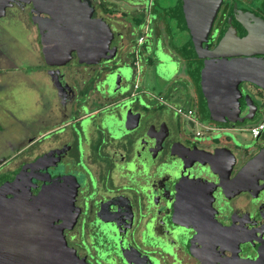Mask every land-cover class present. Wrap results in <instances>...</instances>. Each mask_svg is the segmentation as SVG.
Returning a JSON list of instances; mask_svg holds the SVG:
<instances>
[{
	"label": "flooded vegetation",
	"instance_id": "obj_1",
	"mask_svg": "<svg viewBox=\"0 0 264 264\" xmlns=\"http://www.w3.org/2000/svg\"><path fill=\"white\" fill-rule=\"evenodd\" d=\"M86 18L110 33L95 63L68 49L99 53ZM208 24L204 55L264 39V0H0V264H264V128L243 117L264 90L212 116L191 43Z\"/></svg>",
	"mask_w": 264,
	"mask_h": 264
},
{
	"label": "water",
	"instance_id": "obj_2",
	"mask_svg": "<svg viewBox=\"0 0 264 264\" xmlns=\"http://www.w3.org/2000/svg\"><path fill=\"white\" fill-rule=\"evenodd\" d=\"M87 20V18H86ZM88 24L92 23L93 26V49L99 51V53L85 54L86 51V40L84 35L78 37L74 45H70L68 49H74L78 51V57L81 62H97L103 58L102 50L107 48L108 41L105 37L101 38V34H110L108 27L100 21L87 20ZM86 23L82 24H71L70 27L72 36L75 33L79 34L83 32L82 28L85 29ZM202 31L199 30L198 37H194L191 42L199 57L208 58V62L205 61V65L202 69V85L204 87L205 96L207 99V105L210 113L215 118L222 120L227 118L229 120H238L240 113L239 99L242 97L239 91V84L251 83L264 90V60L260 58H254L252 55L260 53L259 51H245L253 46L254 44L259 45L258 47L264 46V39L262 36H254L248 40H241L235 44V47L228 45L226 42H221L212 51H208L207 54L201 53V44L206 41L205 35L208 30L209 24L206 25ZM107 35V36H108ZM99 36V38H97ZM258 38L259 41H255ZM259 42V43H258ZM262 44V45H261ZM233 47L239 51L237 52H223L222 50ZM201 53V54H200ZM216 58V62H212ZM219 90H222L219 92ZM227 90L229 95H225L224 91ZM224 98V99H223ZM231 98V99H230ZM221 114V115H220ZM129 247H127L128 249ZM156 248L160 253L164 252L163 246L156 245ZM139 255V254H138ZM241 264V263H237Z\"/></svg>",
	"mask_w": 264,
	"mask_h": 264
},
{
	"label": "rangeland",
	"instance_id": "obj_3",
	"mask_svg": "<svg viewBox=\"0 0 264 264\" xmlns=\"http://www.w3.org/2000/svg\"><path fill=\"white\" fill-rule=\"evenodd\" d=\"M174 43L176 44V42H174ZM18 57H19V54H16V53H13L12 54V59H13L12 61L14 62L13 63L14 65L17 63L14 60H16ZM179 67H180L178 69L179 71L178 70H175V64H172L170 70H168V71H173L174 70L175 74L173 75V77H176L177 74L181 70V65ZM142 71L144 73H143V75L140 73V75H141V82L144 85V87H146V89L148 91L151 90L155 94H159V93H161V94H164L165 93L166 94L164 85H162V83L158 79L160 77V75H158V74H157V76L155 75L156 76V80H157L156 81V84H155L154 74H153V71L150 69V66H148L147 69L142 70ZM19 97H20V95H19ZM173 104L176 105V106H180V107L181 106L188 107V104L180 103V101H176ZM8 105L13 108L14 114L19 119L21 117V114H22V111H21L22 106L20 104V99L18 97L17 98L14 97L13 99H11L9 101ZM253 116L254 115L252 113H248L246 116H243V117H245V119H247V122H250L251 125L252 124L253 125H256V124H258L261 121L260 114L257 115V116H255V117H253ZM13 121H14V119H13Z\"/></svg>",
	"mask_w": 264,
	"mask_h": 264
},
{
	"label": "built area",
	"instance_id": "obj_4",
	"mask_svg": "<svg viewBox=\"0 0 264 264\" xmlns=\"http://www.w3.org/2000/svg\"><path fill=\"white\" fill-rule=\"evenodd\" d=\"M264 128V112L262 114V121H260L258 124L254 125L249 129V133L252 136H257L260 131Z\"/></svg>",
	"mask_w": 264,
	"mask_h": 264
}]
</instances>
